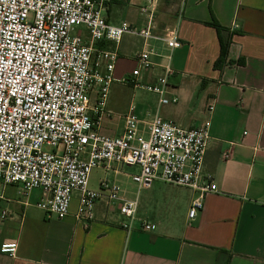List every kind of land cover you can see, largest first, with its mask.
Segmentation results:
<instances>
[{"label":"crops","instance_id":"crops-1","mask_svg":"<svg viewBox=\"0 0 264 264\" xmlns=\"http://www.w3.org/2000/svg\"><path fill=\"white\" fill-rule=\"evenodd\" d=\"M116 4L117 0L110 1L106 12L112 23L122 20L112 18ZM155 22L156 34L177 24L182 46L171 51L173 73L167 95L178 101L159 105L156 94L134 89L139 107L135 113L141 126L158 115L186 129L210 117L203 173L216 183V191L204 196L201 210L190 219L195 193L188 188L160 180L136 192L121 186L125 198L137 200V221L127 232L120 226L123 216L116 204L107 203L105 191L95 203L93 220L85 225L74 217L77 192L68 215L58 219L36 206L40 190L25 193L19 185H5L0 188V215L4 212L0 246L15 242L16 252L13 256L0 252V264H264V0H158ZM129 23L139 27L144 19L138 13ZM211 24L229 38L219 68L214 67L220 53L219 32ZM76 31L89 41L84 27ZM143 44L131 35L118 43H99L118 53L112 84H128L125 79ZM148 45L157 55L151 57L154 65L142 73V83L161 74L169 52L160 41L149 40ZM95 98L92 93L91 106ZM211 100L214 109L209 114L206 105ZM106 105L98 115L97 130L121 135L127 110L116 113ZM227 150L231 155L223 158ZM115 168L97 169L115 177L122 173ZM140 221L154 224L155 229L142 231Z\"/></svg>","mask_w":264,"mask_h":264},{"label":"built area","instance_id":"built-area-1","mask_svg":"<svg viewBox=\"0 0 264 264\" xmlns=\"http://www.w3.org/2000/svg\"><path fill=\"white\" fill-rule=\"evenodd\" d=\"M110 1L0 0V188L16 184L25 193L40 190L36 206L58 219L68 215L72 193L77 192L74 217L85 225L93 220L95 203L105 191L107 203L116 204L124 218L120 226L130 232L137 221V200L125 198L122 187L108 179L100 181L99 190L90 189L88 178L94 168L135 167L138 172L130 178L137 190L160 180L193 191L188 211L192 219L201 210L204 196L217 189L203 173L210 117L186 129L154 115L141 126L131 105L123 116L121 135L107 136L97 130L118 59L116 49L101 48L100 42L118 43L124 35L141 38L143 47L125 82L156 94L159 105L178 101L167 95L173 73L171 51L182 46L177 24L161 34L153 32L158 0H144L138 7L142 26L125 20L112 23L106 15ZM79 27L87 30L88 42L76 31ZM149 40L162 42L169 52L161 74L142 83V73L154 65L151 57L157 55ZM93 90L96 98L91 106ZM213 109L211 100L206 112ZM230 155V150L222 154L223 158ZM138 226L145 232L155 229L144 221ZM0 252L13 256L16 243H2Z\"/></svg>","mask_w":264,"mask_h":264},{"label":"rangeland","instance_id":"rangeland-1","mask_svg":"<svg viewBox=\"0 0 264 264\" xmlns=\"http://www.w3.org/2000/svg\"><path fill=\"white\" fill-rule=\"evenodd\" d=\"M144 3H145L144 0H117V4L115 7L116 12L112 14V18L115 20L122 19L130 22L138 17V7L143 5ZM133 90L134 88H132L128 84H120V83L111 84L108 89L106 106L110 108L112 111H115L116 113L125 112L128 109V107L131 105L134 106L135 110H138L139 107L136 105L134 97L132 96ZM136 90H139L138 91L139 93L145 92V91H141V89H136ZM94 91L95 90L91 92L89 98H91L92 93H94ZM145 104L147 105L148 103ZM115 170L122 173L119 175H115V177L111 173H108L107 176H105V172L102 169H97V168L92 169L89 177V187L99 188V180L105 176V178H107L109 181L115 179V181L120 186L122 187L129 186L131 192H136L137 186L135 183L132 182L130 175L137 173L138 169L134 167L125 166V167L115 168ZM153 183L154 181L151 182V185ZM73 193L72 196L74 195Z\"/></svg>","mask_w":264,"mask_h":264},{"label":"trees","instance_id":"trees-1","mask_svg":"<svg viewBox=\"0 0 264 264\" xmlns=\"http://www.w3.org/2000/svg\"><path fill=\"white\" fill-rule=\"evenodd\" d=\"M111 1H114V0H111ZM211 26L216 28V30L219 32L220 53H219V57L214 62V67L219 68L225 62L226 55H227V47L229 44V38L228 36L220 35L221 28L217 24H211Z\"/></svg>","mask_w":264,"mask_h":264}]
</instances>
